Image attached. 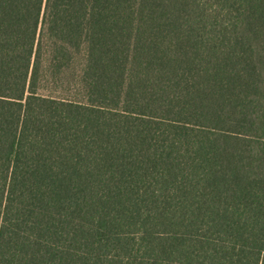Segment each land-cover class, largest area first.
<instances>
[{
    "label": "trees",
    "instance_id": "obj_1",
    "mask_svg": "<svg viewBox=\"0 0 264 264\" xmlns=\"http://www.w3.org/2000/svg\"><path fill=\"white\" fill-rule=\"evenodd\" d=\"M0 264H264V0H0Z\"/></svg>",
    "mask_w": 264,
    "mask_h": 264
}]
</instances>
